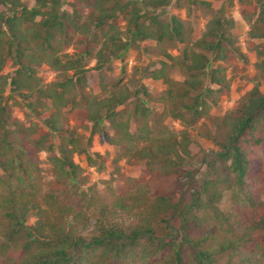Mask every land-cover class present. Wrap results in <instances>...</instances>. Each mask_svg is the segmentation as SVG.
Listing matches in <instances>:
<instances>
[{
    "label": "trees",
    "instance_id": "trees-1",
    "mask_svg": "<svg viewBox=\"0 0 264 264\" xmlns=\"http://www.w3.org/2000/svg\"><path fill=\"white\" fill-rule=\"evenodd\" d=\"M29 1L32 7L22 0H0V188L7 189L0 194L4 264H262L264 216L257 212L264 204L247 189L245 179L251 165L249 148L264 143V135L257 138L254 133L261 123L264 131L263 1L252 5L251 0H236L241 19L250 27L249 39L257 41L255 50L262 43L253 64L258 84L245 88L235 107L212 119L226 132L222 142L211 140L234 177L227 212L217 207L223 190L218 171L211 168L200 180L194 173L186 175L184 163L193 157L189 128L210 118L211 108L231 91L229 60L250 63L232 34L236 21L227 11L235 0L191 2L208 11L197 39L176 16L159 20L156 12L168 9L173 0ZM119 15H129L125 40L120 32L110 34ZM82 20L86 24H80ZM99 24L106 31L101 30V44L93 54L88 39ZM143 42L184 47L177 56L163 48L162 58L143 69L147 78L167 86L156 100L160 115L147 105L149 93L143 86L134 92L126 86L105 90L104 72L110 62L129 44ZM65 47H72L74 54L64 53ZM91 60L95 65L86 68ZM176 67L184 80L170 76ZM42 68L54 74L52 82L43 83ZM93 86L105 96L88 92ZM17 108L37 116L53 110L43 120L48 132H41L37 123L25 127L15 121ZM167 120L179 122L182 129H171ZM77 128L97 134L114 152V164L144 162L151 177L124 178L122 195L115 194L110 206L101 204L96 212L99 201L92 188L77 191L87 176L75 158L84 156L88 168L97 171L105 167L104 161L90 151V138ZM39 153L48 155L55 185L41 201L33 191L37 169L33 156ZM180 179L192 188L189 201L176 199ZM31 214L36 221L28 225ZM91 218L96 219V234L87 238ZM196 230L202 234L193 239Z\"/></svg>",
    "mask_w": 264,
    "mask_h": 264
},
{
    "label": "rangeland",
    "instance_id": "rangeland-1",
    "mask_svg": "<svg viewBox=\"0 0 264 264\" xmlns=\"http://www.w3.org/2000/svg\"><path fill=\"white\" fill-rule=\"evenodd\" d=\"M22 1L25 2V4H29V7L33 6V3L29 0ZM192 1L216 2V0H173L171 7L156 12V15H158L159 20L162 21H167L171 16H176L178 18L182 17V22L184 23L186 29L191 31V38L197 39L205 29L208 11L203 5L192 4ZM262 1L264 4V0ZM255 2L256 0H251L252 5H255ZM240 10L241 7L235 0L233 6L228 8L227 13L236 21V25L232 30V34L236 38L238 48L245 54L250 63L249 65L244 66L241 61L235 59L229 60L230 65L228 64L227 74L228 78L231 80V91L228 95L223 96L218 107L211 108L209 114L207 115L210 118L203 119L189 128L192 141L194 142V145L192 144L190 147L193 157L186 158L184 163V168H186L187 171L186 175H188V173H194L195 178L200 180L203 178L202 174H206V176H208V171H210L211 168L218 171L217 176L221 179L219 186L223 190L217 207L218 210L222 212H227L230 208L232 189H229L228 187L233 184L234 177L227 171L228 163H223L219 160L217 153L220 152L221 149L214 143V141L211 140V138H215L219 140V142H222L226 132L224 128L218 130L219 124L216 128L215 122H213L212 119L221 118L227 110L235 107V104L239 102V99H241L244 89H250L257 83L256 78L259 77V74L255 70L253 64L257 61V51L259 50V47L262 46V43H260L258 49L255 50L257 41L252 42L249 39L248 32L250 27L241 19ZM128 18L129 15L124 17L119 15V17L114 21V23H116L114 26L115 31L113 30L110 34L120 32L121 38L125 40V38H127ZM81 22L82 23L80 24H86V20H82ZM105 27L106 26L103 24H99L95 28L93 35H91L88 39L93 47V54L100 47L101 38L103 36L101 30ZM105 31L106 29H104V32ZM71 32L73 33L72 30ZM78 34L81 35V33ZM163 48L167 49V51H169L172 55L177 56L184 47H171L170 45H167V43L160 45L145 42L141 44H129V48L117 59L111 61L108 71L104 72V84L106 92L109 93L119 88L121 89L124 86L128 88L129 92H134L143 86L149 93V97L145 99L147 105L152 108L154 112H156V115H160L162 108L156 102V100L160 99L163 92L167 89V86L162 82L152 81L151 79L147 78L143 72V69L149 62H155L162 58L160 54ZM63 50L64 53L70 55L74 54V49L72 47H65ZM94 65L95 61L91 60L86 64V68H93ZM39 76L42 78L43 83H49L54 80V74L49 72L46 68L39 70ZM170 76L176 81H182L185 78V75L180 72L178 67L170 71ZM261 80L262 79L260 78L258 82H261ZM90 90L99 97H104L106 94V92H102L98 86L89 88L88 92H91ZM45 105L50 106V103L46 102ZM46 106H41V109H45ZM129 108L130 106L127 109ZM51 111L53 110H46L41 116H37L28 109L17 108L15 111L16 119L14 120L23 123L25 127L29 126L31 123H37L40 131L45 133L48 132V129L44 125L43 120L51 113ZM166 125L177 131L182 129V125H180L179 122L173 123L172 121L167 120ZM103 126L108 129V125L106 123H103ZM262 127V123L256 126L258 129H256L254 133L256 134L257 138L264 135ZM77 130L79 134H82L86 139L90 138V151L102 156L104 161L105 167L101 171H97L95 168L92 170L91 168H88L84 156H78L75 158L76 163L81 165L82 169L85 171V176H87L86 183L83 185L84 187L81 186L77 191L79 193L85 191L87 188H92L91 190L93 194L97 196V200L99 201L96 212L101 209V207H99L101 204L103 206H110L114 197H116L115 194L118 196L122 195L123 190H125V184L123 182L124 178L141 179L147 176L151 177L148 172L150 167L146 163L139 162L135 164H129L122 160L117 164H114V152L100 141V138L97 134L91 135L89 129L86 128H77ZM209 130H212L211 133ZM53 139L56 144V149L58 150L59 139L57 136H54ZM249 151L251 152V165L245 179V184L248 190L253 189L255 191V196L262 202V204H264V143H262V145L259 147L251 146ZM33 160L37 166V169L33 174L35 177L33 180L35 187L33 188V191H36L38 197L37 199L41 201L44 195L47 194L48 190L55 187L53 184L54 179L51 172V167L48 163L47 154L39 153L37 156H33ZM1 172L2 171L0 170V173ZM210 178H213V176ZM183 183H185L184 179H180L179 183H177L179 186V192L177 193L176 191L175 194H179L178 197H176V199L178 198V201L180 198V201L185 202L190 200L192 188L188 184L183 185ZM71 186L72 185H69V187ZM6 190L7 189L3 187L0 188V194L6 193ZM64 195L70 194L64 193ZM76 197L77 199L79 198L77 195ZM110 211L111 208L107 210V212ZM112 213L120 216L119 212L113 211ZM257 213L260 216H264L263 205H261ZM250 216V214L247 215V219ZM35 221L36 216L31 214L27 218L26 223L28 225H33ZM95 222L96 219L94 218L89 220L87 238H90L96 234L94 229ZM212 225L213 223H211V226ZM201 234V231L196 230L194 233H192V238H198V236ZM252 248L253 244L248 247L247 250H251ZM235 260L236 259L232 260V262L234 263ZM225 261L226 256L220 260L221 263H224ZM0 264H4V261L1 258ZM262 264H264V261Z\"/></svg>",
    "mask_w": 264,
    "mask_h": 264
},
{
    "label": "crops",
    "instance_id": "crops-1",
    "mask_svg": "<svg viewBox=\"0 0 264 264\" xmlns=\"http://www.w3.org/2000/svg\"><path fill=\"white\" fill-rule=\"evenodd\" d=\"M172 3H173V2H172ZM170 7H171V6H170ZM177 18H178V17H177ZM178 19L182 22V17H181V18L179 17ZM148 43H151V42H148Z\"/></svg>",
    "mask_w": 264,
    "mask_h": 264
},
{
    "label": "built area",
    "instance_id": "built-area-1",
    "mask_svg": "<svg viewBox=\"0 0 264 264\" xmlns=\"http://www.w3.org/2000/svg\"><path fill=\"white\" fill-rule=\"evenodd\" d=\"M91 170H92V168H91Z\"/></svg>",
    "mask_w": 264,
    "mask_h": 264
}]
</instances>
